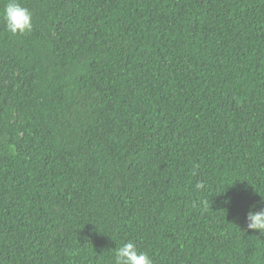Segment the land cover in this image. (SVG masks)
<instances>
[{"label":"trees","instance_id":"1","mask_svg":"<svg viewBox=\"0 0 264 264\" xmlns=\"http://www.w3.org/2000/svg\"><path fill=\"white\" fill-rule=\"evenodd\" d=\"M18 2L33 28L12 35L0 0V264H112L129 241L153 264H264L243 231L264 0Z\"/></svg>","mask_w":264,"mask_h":264},{"label":"clouds","instance_id":"2","mask_svg":"<svg viewBox=\"0 0 264 264\" xmlns=\"http://www.w3.org/2000/svg\"><path fill=\"white\" fill-rule=\"evenodd\" d=\"M2 16L5 30L12 35H23L31 32L33 28L31 11L23 7L18 0H8ZM195 187L200 191L205 188V184L199 182ZM259 203L262 205L259 211L255 210V205L249 207L243 231H252L264 236V198H261ZM112 264H153V260L147 252L138 251L136 245L129 241L116 248Z\"/></svg>","mask_w":264,"mask_h":264}]
</instances>
